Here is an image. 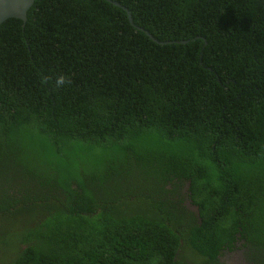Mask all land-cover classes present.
I'll use <instances>...</instances> for the list:
<instances>
[{"label":"trees","instance_id":"1","mask_svg":"<svg viewBox=\"0 0 264 264\" xmlns=\"http://www.w3.org/2000/svg\"><path fill=\"white\" fill-rule=\"evenodd\" d=\"M243 245L264 262V0H34L0 23V264Z\"/></svg>","mask_w":264,"mask_h":264},{"label":"water","instance_id":"2","mask_svg":"<svg viewBox=\"0 0 264 264\" xmlns=\"http://www.w3.org/2000/svg\"><path fill=\"white\" fill-rule=\"evenodd\" d=\"M33 2L34 0H0V23L11 16L20 17L22 18V20H25L27 18V9L32 5ZM113 2L115 4L121 5L119 2ZM126 10L128 12V17L131 23L136 25L133 22L131 13L127 9V7ZM145 31L146 33H148V35L155 39L154 36L148 30ZM187 202L190 209H192L197 215H199V207L196 204L191 203L190 199H188Z\"/></svg>","mask_w":264,"mask_h":264},{"label":"flooded vegetation","instance_id":"3","mask_svg":"<svg viewBox=\"0 0 264 264\" xmlns=\"http://www.w3.org/2000/svg\"><path fill=\"white\" fill-rule=\"evenodd\" d=\"M246 249L247 246L244 245L243 247L237 246L234 247L233 249L225 248L224 258L227 260L229 264H252L251 262H248V258L246 257V253H245ZM237 255L241 256V258L239 259ZM228 256H230V258H227Z\"/></svg>","mask_w":264,"mask_h":264},{"label":"clouds","instance_id":"4","mask_svg":"<svg viewBox=\"0 0 264 264\" xmlns=\"http://www.w3.org/2000/svg\"><path fill=\"white\" fill-rule=\"evenodd\" d=\"M51 79H52L51 77H42V82L47 83ZM71 83H72V81H71L70 77L65 75V74L58 75L54 80V85L56 88H62L65 85H69Z\"/></svg>","mask_w":264,"mask_h":264},{"label":"rangeland","instance_id":"5","mask_svg":"<svg viewBox=\"0 0 264 264\" xmlns=\"http://www.w3.org/2000/svg\"><path fill=\"white\" fill-rule=\"evenodd\" d=\"M237 257H240L239 255H237ZM227 258H230V256H228ZM232 258V257H231ZM234 259H236V258H234ZM240 259V258H239ZM261 264H264V262H262Z\"/></svg>","mask_w":264,"mask_h":264}]
</instances>
